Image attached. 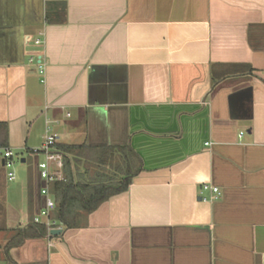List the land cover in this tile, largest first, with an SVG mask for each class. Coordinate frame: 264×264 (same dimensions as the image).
<instances>
[{
	"label": "crops",
	"instance_id": "1",
	"mask_svg": "<svg viewBox=\"0 0 264 264\" xmlns=\"http://www.w3.org/2000/svg\"><path fill=\"white\" fill-rule=\"evenodd\" d=\"M0 123L34 155L14 180L0 155V264H264V0H0ZM48 132L81 147L66 175L134 176L7 250Z\"/></svg>",
	"mask_w": 264,
	"mask_h": 264
},
{
	"label": "trees",
	"instance_id": "2",
	"mask_svg": "<svg viewBox=\"0 0 264 264\" xmlns=\"http://www.w3.org/2000/svg\"><path fill=\"white\" fill-rule=\"evenodd\" d=\"M0 148L9 147L7 124L0 123ZM79 146H58L57 151L63 156L64 179L51 184L50 191L55 201V219L62 226L73 227L77 225L80 215L90 214L97 210L111 196L122 193L128 189L134 175L129 174L117 185L102 184L100 182L83 183L73 175H66V167L70 165L69 154L78 151ZM138 172V171H137ZM48 235V228L44 223H34L18 229L7 244L6 249L22 245L28 239L44 238ZM13 264V263H12Z\"/></svg>",
	"mask_w": 264,
	"mask_h": 264
},
{
	"label": "built area",
	"instance_id": "3",
	"mask_svg": "<svg viewBox=\"0 0 264 264\" xmlns=\"http://www.w3.org/2000/svg\"><path fill=\"white\" fill-rule=\"evenodd\" d=\"M39 42V41H38ZM32 61V60H31ZM57 136L48 132L41 148L34 151L35 154H42L44 159L38 161L37 168L41 182L44 183L40 187V195L45 198L44 207L40 209L38 216L34 219V223H42V218L47 219L46 226L48 228V237H51V230L63 229V226L56 221L51 220V213L55 209V201L50 191V185L56 181L64 179L63 175V156L56 149ZM209 144V143H207ZM0 155L3 157L4 167L7 169L9 180H14L16 173L14 171L13 150L10 147L0 148ZM13 169V170H12ZM205 189H210L215 197L220 195L219 188L216 186H205Z\"/></svg>",
	"mask_w": 264,
	"mask_h": 264
},
{
	"label": "rangeland",
	"instance_id": "4",
	"mask_svg": "<svg viewBox=\"0 0 264 264\" xmlns=\"http://www.w3.org/2000/svg\"><path fill=\"white\" fill-rule=\"evenodd\" d=\"M35 40V39H34ZM33 40V42H34ZM35 43V42H34ZM32 52H35L34 50H32ZM35 54V53H34ZM14 156H13V161H14V170L17 172L16 175L17 177H19V173H18V167H20V165H22L23 163L21 162L22 158H26L28 160V162L33 161V157L34 155L31 154L30 151L28 150H13ZM42 158H44L42 156ZM12 169V170H13ZM16 183V182H15ZM10 185H14V182H9V186ZM53 197V196H52Z\"/></svg>",
	"mask_w": 264,
	"mask_h": 264
},
{
	"label": "water",
	"instance_id": "5",
	"mask_svg": "<svg viewBox=\"0 0 264 264\" xmlns=\"http://www.w3.org/2000/svg\"><path fill=\"white\" fill-rule=\"evenodd\" d=\"M39 194H40V188H39ZM41 196V195H40ZM41 197H43V196H41ZM44 198V197H43ZM45 199V198H44ZM43 202H45V200L43 201ZM43 207H44V205H43ZM63 233V229H53V230H51V232H50V234H51V236H58V235H61Z\"/></svg>",
	"mask_w": 264,
	"mask_h": 264
}]
</instances>
